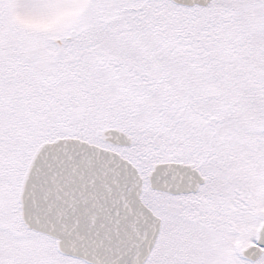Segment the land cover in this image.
I'll list each match as a JSON object with an SVG mask.
<instances>
[{"label":"snow or ice","instance_id":"snow-or-ice-1","mask_svg":"<svg viewBox=\"0 0 264 264\" xmlns=\"http://www.w3.org/2000/svg\"><path fill=\"white\" fill-rule=\"evenodd\" d=\"M0 264H264V0H0Z\"/></svg>","mask_w":264,"mask_h":264}]
</instances>
